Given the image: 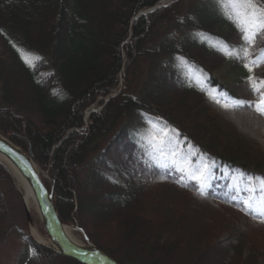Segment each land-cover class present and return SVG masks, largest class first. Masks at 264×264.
Wrapping results in <instances>:
<instances>
[{"label":"trees","instance_id":"16d2710c","mask_svg":"<svg viewBox=\"0 0 264 264\" xmlns=\"http://www.w3.org/2000/svg\"><path fill=\"white\" fill-rule=\"evenodd\" d=\"M160 1L0 0V82L3 102L10 105H0V115L19 114L35 131H28L21 138L13 137L26 150L32 149L34 160L53 178V191L65 220L74 218L78 223L79 216L67 213L76 214L74 211L80 210L79 201L85 196L83 192L92 193L96 189H90V179L97 177L106 183L97 187L113 198V213L101 215L104 214L101 206L91 205L97 216H89L96 219L86 226L98 227L102 234L99 221L106 220L118 230L117 234L112 235L114 238L105 236L103 240L107 243H101L86 231L94 243L119 262L160 264L169 259L178 251V242L183 239L181 232L186 222L183 207L188 206L191 210L194 207L208 209L207 218L213 220L207 232L189 243V249L198 251L215 243H231L238 237L250 240V245L256 240L261 247L258 255L250 254L257 248L248 246L241 247L239 252L238 249L232 251L234 258L240 256L241 260H254L257 264V259L264 256V242L260 243L264 241L260 233L264 220L248 212L242 213L226 199L216 196L215 182L201 195L199 182L180 183L158 175L156 169H151L139 157L141 151L137 152V144L130 140L134 127H130L129 121L140 118L142 113L155 114L178 129L186 143L193 144L218 163L220 170L224 167L225 172L239 170L264 176V171L259 170L264 168V157H253L242 147L229 129L232 121L227 116L248 112L264 125V115L254 106L259 103L264 88L257 84L261 90H253L254 81L264 80V64L251 72L245 66L260 53L257 47L263 45L264 39L257 37L262 43L248 49L252 56L242 58L232 51L222 52L215 44L198 36L196 30H207L223 33L233 41L244 40L222 0H178L134 18ZM22 53H30L38 59L32 60L30 66ZM183 59L205 72L208 77L202 84L179 71L186 67V62L181 65ZM225 60L229 68L223 72L220 68L226 65ZM7 65L17 66L23 74L35 98L30 106L37 105V112L13 99L15 85L11 87L2 72ZM124 66L127 87L105 101L106 96L117 90ZM161 81L171 84L170 87H165ZM171 87H175L172 92L179 91L177 99L163 95ZM159 90L161 94H157ZM96 99L103 105L101 111L95 113L87 130H80L85 109ZM186 100L202 108L207 106L208 112H204L200 125L194 127L179 107ZM38 115L42 116L44 129L33 125V116ZM8 122L6 117L0 118V129L13 131L15 135L17 124ZM119 122L121 126L114 130ZM127 123L128 127H124ZM262 131L264 136V129ZM120 160L122 162L118 163ZM96 161L105 172L94 168ZM1 169L8 179L5 168ZM107 184L118 190L108 188ZM75 198L79 199L78 203ZM202 204H206V208ZM214 209L218 215L212 211ZM117 212L119 219L115 217ZM131 215H138L141 220L132 222ZM241 217L248 228L240 226L247 234L239 235L242 230L235 226L242 223L238 220ZM107 231L111 233L109 228ZM117 238L122 245H127L120 257L114 252L121 245L110 241ZM37 249L45 260L39 245ZM45 250H48L46 259L57 254L48 248Z\"/></svg>","mask_w":264,"mask_h":264},{"label":"rangeland","instance_id":"374dc122","mask_svg":"<svg viewBox=\"0 0 264 264\" xmlns=\"http://www.w3.org/2000/svg\"><path fill=\"white\" fill-rule=\"evenodd\" d=\"M129 41L130 40H126ZM142 64H146L143 63ZM2 66V65H1ZM143 66V65H141ZM3 75L7 76V81L9 82V85L12 87L13 84L15 85V94L13 96V99H15L16 101H18L20 104H23L27 107H30L31 109L33 108L34 111L35 108L37 107V105L31 107L30 102L31 101H35L34 96L32 95V93L30 92L29 89V85L27 83V81L24 79V76H22L23 74L21 72H19V69L17 66L15 65H7V68L4 70H2ZM9 76V78H8ZM125 78L123 77V79L121 80L122 83V89L126 87V84L124 82ZM161 84H164V86H169L171 84L165 83L164 81H161ZM119 87V86H118ZM172 89H168L167 91H165L163 93V95L169 96L172 100L173 99H177L176 97L180 96L179 91H174L172 92V90L175 89V87H171ZM1 90H2V82H0V94H1ZM3 91V90H2ZM120 91V89H118V92ZM117 93V92H116ZM161 90H159L157 92V94H161ZM10 97V96H9ZM34 98V99H33ZM98 99L94 100V104H92L90 106V108L88 107L87 110L91 109V108H97L98 106H100V104L95 103L97 102ZM0 105H2V101L0 99ZM178 105V104H177ZM5 106H9L10 105H5ZM205 106V105H204ZM179 107H181L183 113L187 114V118L190 121L191 124H193V126L195 127V125H200V123H202L201 121L203 120V115L205 113L208 112V108L207 106H205V108L201 107L200 105L196 104V105H192L188 102V100H186L185 102H183L182 105H180ZM99 110V108H97V111ZM8 113H12V111H7ZM37 112V111H36ZM205 112V113H204ZM35 113V112H34ZM246 113V112H245ZM228 114V113H227ZM227 116H232L230 114H228ZM2 117H6L7 121L11 122V124L15 123V126L17 124V126L15 127V135L14 133L12 134V132H3L5 134H7V136L10 137V139L14 140L15 142H17L15 140V137H24V135L26 134V132H30V133H35V131L33 130V128L31 127L30 124H28L27 120L23 119V116L19 117V114L16 115H11L10 116H6L5 114H1L0 118ZM42 116H37L34 117L33 116V125H36L37 128L39 129H44L43 128V119L41 118ZM44 117V116H43ZM180 119L182 120L183 118L181 116H179ZM230 122V128L232 130V132H234L235 136L240 140V143L242 145V147H246L249 151V153L256 158H263L264 157V141L263 138L264 136L260 134V129H259V125L257 123V121H252V122H241V123H237L233 120V118H231ZM183 121V120H182ZM8 122V123H9ZM40 122V123H38ZM137 124V120L135 118H131V120L129 121V125L130 127H136ZM121 126V122H119L114 130H116L117 128H119ZM124 127H128V123L126 126ZM20 128V129H19ZM157 126L152 127L149 131L148 134V140L145 138H142L143 141H145V145L147 147L144 148V151H148V158L149 156L152 157V154H154V151H156L158 153V159H157V163L156 164H161L164 160V164L163 166L167 167V168H171L172 166H177L182 158V151H181V146L179 145V143L173 140V138L170 137V133H168L167 131H160L161 135H156V129ZM135 129V128H134ZM1 130V129H0ZM22 130V131H21ZM123 130H126L125 128H123ZM69 133V132H68ZM166 134V135H165ZM112 135V134H111ZM256 135V136H255ZM152 136V137H151ZM161 139H165L166 141H168L167 143H165L164 145L167 147L166 150H162L163 145H160L158 143V141H160ZM111 140V139H109ZM108 140V141H109ZM115 140V139H113ZM22 142H24V140H22ZM18 143V142H17ZM104 145V143H103ZM106 146V144L104 145ZM157 147H159L157 149ZM96 153H93V155H95ZM103 154V153H102ZM106 157H110L105 155ZM125 157H123L124 159ZM146 158V157H145ZM183 160L185 159V157L182 158ZM122 162V160L118 161V163ZM191 166V165H190ZM39 169H40V174L42 175V177L44 178V182L47 186H49L52 189V183H53V178L49 175L48 171L43 169L41 170V166L38 165ZM2 167H0V170ZM96 169H98V171L101 172H105L103 171L104 168L103 166H101L99 161H96V166L94 167ZM0 171V177L4 180L5 176L3 175V173ZM9 177H12L14 181H12L11 178L8 177V179H5L4 182L2 179H0V200L3 198L4 200V204L6 206L7 209L3 210L2 208V213H5L4 218H2V222H0V264H38L37 262H35L36 259V255L33 253V251L31 250V244L28 240H24L23 238L27 239V235H31L33 241L34 240H39L37 237H35L34 234V229H36L40 235H42L45 239L49 240V235L44 227L43 221H40L37 218V215L35 214V216L31 217L32 223H30L27 219V217H25V212H24V206H23V200L21 198L22 196V190L20 189V187L18 186L15 178L11 175V173L8 170H5ZM86 173L89 174V170L86 171ZM82 179L83 176L81 177ZM212 178H210L209 180H211ZM220 180L225 181L224 177H221ZM234 183H229L227 188H233V185H236L238 187H242L245 188V186L241 183L238 182L237 179H233ZM90 189L96 188L92 193H89V191L83 192L84 199L80 200L78 199L81 207L80 210H78L77 212L74 211L76 214L70 212L67 213V215H77L79 216L78 220V225L82 226V224H85L84 227V231H85V235L86 237H91L90 233H88L86 231L89 230L91 232V234H94L96 236V241L101 242V243H107L104 239V237L106 236L107 238H111L113 237L112 235H116L117 231L116 228L112 225V223H108V221L106 220H100L99 222H101V224L99 225L100 230L103 232L102 234L100 233L98 227H92V225H88L86 223H89L91 220L93 221L94 218H90L89 216H97V213L95 211L91 210V205L95 206L96 204L100 205L101 208L104 211V214L101 215H106V214H110L113 213L112 207L114 206V202L112 201L113 198H109V196L105 193L104 190H102V188H99L97 186L100 185V183H104L106 184L103 180L98 179L97 177L90 179ZM106 186V185H105ZM107 187L113 190H118L117 187L115 186H111L109 187V185L107 184ZM101 190V191H99ZM85 191V190H82ZM250 195L253 196L254 195V190L250 192ZM54 200L57 202V197H54ZM75 200L77 201V199L75 198ZM249 200V199H248ZM77 201V203H78ZM172 201V200H171ZM170 201V202H171ZM65 202H68V199H66ZM56 205L58 206V204L56 203ZM78 205V204H77ZM77 205L75 206V209H77ZM184 206V205H183ZM59 208V207H58ZM193 208V207H192ZM208 208V207H207ZM182 209V207L180 208ZM183 210L186 212L185 213V218H186V222L183 225V232H181V236H183V239H181L178 242V251H176L173 255H171L169 257V259H167L164 262H160V264H254L253 262H255L254 260H249V259H242L240 258V256H237V259L234 258V260L232 262H227V257L232 256V252L238 249V252L240 251L241 247L244 246H248V248H257L254 250L253 253H250L252 255H258L260 253V248L259 245L257 246V242L256 240H252V245L250 240H241L239 237L236 238L235 240H232V242L230 243H215V245L213 246H209V247H201V249H198V251L189 249V243L196 240V237L198 236V231H195V220H203V219H209L207 218V213H208V209H196L194 207V210H191L188 206H184ZM63 211V208H62ZM112 211V212H111ZM214 213H217V215L219 214L218 211L216 209L212 210ZM60 212V210H59ZM133 212V210H132ZM82 213H84V215H86V218H82ZM95 214V215H94ZM61 215V214H60ZM189 215V217H188ZM215 215L214 219H218V216ZM7 216V218H6ZM120 213L117 212V215L115 217H117V219H119ZM132 216V215H131ZM64 219V218H63ZM216 219V220H217ZM4 220V221H3ZM65 220V219H64ZM132 222H134V220H141L140 217H138V215H133L131 217ZM240 222V224H236L235 227H237L236 229L238 230H242L239 231V235L240 234H247L240 226L244 227V228H248V225L246 224L245 221H243V218L241 217L240 219H238ZM75 221V219L73 218L72 220H65V222L71 223ZM80 221H83L82 224ZM76 222V221H75ZM103 222V223H102ZM211 222L213 223V220H211ZM74 223V222H73ZM75 224V223H74ZM110 225V227L108 226ZM92 227V228H91ZM19 228V229H18ZM111 230V233L109 234V231H107V229ZM22 229V230H21ZM20 230L22 232H20ZM108 232V233H107ZM260 233L264 238V229H260ZM101 234V235H100ZM227 233L223 234V237H226ZM89 239L94 242L92 240V238ZM105 237V238H106ZM118 237V236H117ZM114 238V237H113ZM116 239V238H115ZM103 241V242H102ZM108 241V240H107ZM111 242H118V244L121 245V248L119 250H117V252H114V255L120 257L121 253L125 252V249H127V245L124 244L122 245L118 238L117 240H110ZM261 241V240H260ZM35 242V241H34ZM183 242H185L186 244H183ZM264 241H261L260 243H263ZM203 244V243H201ZM207 245V244H206ZM202 246V245H201ZM46 247L45 246H40V250H42L44 252V263L43 264H58V262L56 263V261L54 260V258H52V256H48V259H46V253L47 251L45 250ZM196 249V248H195ZM233 250V251H232ZM54 254L55 252L53 250H51ZM243 255L245 256L244 252ZM53 256H57L59 258H61L62 260L60 261V264H79L80 262L76 259H71L69 257H65L62 256L60 254H55ZM234 256V255H233ZM116 259V258H115ZM46 262V263H45ZM241 262V263H240ZM256 264V262H255ZM257 264H264V256H261L257 259Z\"/></svg>","mask_w":264,"mask_h":264},{"label":"bare ground","instance_id":"6f19581e","mask_svg":"<svg viewBox=\"0 0 264 264\" xmlns=\"http://www.w3.org/2000/svg\"><path fill=\"white\" fill-rule=\"evenodd\" d=\"M196 34L198 36H200L202 39L212 43V44H217L218 45V50L222 51V52H229L232 51L234 54L238 53L240 51V49L245 48V49H252L249 48L248 45L245 43V40L242 41H233L230 39H227L225 36V34L221 33V34H214L211 33L210 31L207 30H196ZM262 43L260 41H258L256 39L255 44H259ZM258 48V52L264 51V43L263 45H261V47H257ZM227 63H229L228 61L225 60V64L224 67H221L220 70L227 71L229 66L227 65ZM121 88V87H120ZM93 110H91L90 112H88L86 115L88 118L92 117L93 114ZM148 115H150V113H148ZM155 115V114H154ZM231 118H233V120L237 123H241V122H252V121H257L258 125H259V129L260 131L262 129H264V125L263 122H261L258 118L252 116L250 113L248 112H237L235 114H233L232 116H230ZM135 119H140L139 117H135ZM143 122V120H141V123ZM261 136L263 135V131L260 132ZM4 134L0 131V139ZM256 136V135H255ZM7 137V136H5ZM5 141H7V143H11V139L10 138H6ZM21 150V159L22 160H26L31 158L26 152L25 149L20 148ZM17 151V150H16ZM9 155H3L0 152V165L1 166H6L7 169L10 170V172L12 173V175L15 177L16 182L18 184V186L20 187V189L22 190L23 193V198L28 206V208L30 210H34L38 213V219H40V216L43 217V210L40 206V199L38 196V193L35 190V186L34 183L32 182L31 177H29V175L27 173H25L22 169L23 165L19 162H16L15 160L11 159L10 157H8ZM197 162H195L193 164V169H200L199 167L195 166ZM200 166H202L200 163H198ZM40 201V202H39ZM202 207L206 208V204H202ZM189 217V215H188ZM211 221L208 219H203V220H195V231H198V236L203 235L205 232L208 231L209 227H210ZM61 232L64 235L65 240H67L76 251H83L86 252L88 254H96L97 251L95 249H93V247L87 242L86 237L84 236L83 232L81 230H79L75 225L70 224V223H63L62 227H61ZM34 234L35 237H37L40 241L42 242H46L50 244V241H48L47 239H45L42 235L39 234V232L34 229ZM52 244V241H51ZM61 252H63V248H61ZM232 256L227 257V262H232L234 260V253L232 252L231 254ZM54 260L56 261V263H60V261L62 260L59 257H55L53 256Z\"/></svg>","mask_w":264,"mask_h":264},{"label":"snow or ice","instance_id":"6c2138e0","mask_svg":"<svg viewBox=\"0 0 264 264\" xmlns=\"http://www.w3.org/2000/svg\"><path fill=\"white\" fill-rule=\"evenodd\" d=\"M224 6L230 14V18L233 19V22L237 24L243 33V39L249 48H252L256 42L257 37L264 39V0H222ZM236 55L243 57L252 56V52L248 49L242 48ZM22 57L25 60V63H28L31 66V62L38 57H33L30 53H22ZM260 64H264V51H261L255 56L254 59L250 60L249 64L245 66L249 68L251 72L254 67H258ZM259 84L261 87H264V80L254 81L253 90L260 91L261 89L256 87ZM258 112L264 115V92L261 93L259 98V103L254 105ZM166 135V134H165ZM165 139L158 141L160 145L167 143ZM184 171V169H180ZM200 172V175H193L191 178L202 182V187L200 189V194L204 195V184H207L210 179V173L207 169H197ZM261 191L264 192V179L260 180ZM245 191L251 192L253 189L247 188ZM245 205L246 210L250 213L257 212V208L254 206L252 201L244 200L242 202ZM259 210L258 214L264 220V195L258 201Z\"/></svg>","mask_w":264,"mask_h":264},{"label":"water","instance_id":"95a60500","mask_svg":"<svg viewBox=\"0 0 264 264\" xmlns=\"http://www.w3.org/2000/svg\"><path fill=\"white\" fill-rule=\"evenodd\" d=\"M0 152L3 155H9L8 157L15 160L16 162L21 163L23 165V171L27 173L29 177H31L32 182L35 186V190L41 200V204L48 221L47 226L49 228V231L52 235L54 242H56V244L60 248H63L64 254L77 258L86 264H120L115 259L102 253H99L98 256H92L82 251H76L70 245V243L63 239L60 231L61 222L55 209V205L52 202L51 195L49 194L45 186H43V183L39 178V175L32 160L30 158L22 160V152L20 148L12 143H7V141H5V139L3 138L0 139ZM259 170L264 171V168H261Z\"/></svg>","mask_w":264,"mask_h":264}]
</instances>
